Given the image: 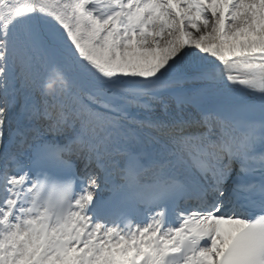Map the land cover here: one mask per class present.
I'll return each instance as SVG.
<instances>
[{"label":"snow or ice","instance_id":"1","mask_svg":"<svg viewBox=\"0 0 264 264\" xmlns=\"http://www.w3.org/2000/svg\"><path fill=\"white\" fill-rule=\"evenodd\" d=\"M0 264H264V0H0Z\"/></svg>","mask_w":264,"mask_h":264},{"label":"bare ground","instance_id":"2","mask_svg":"<svg viewBox=\"0 0 264 264\" xmlns=\"http://www.w3.org/2000/svg\"><path fill=\"white\" fill-rule=\"evenodd\" d=\"M260 61H257V63H259ZM249 70L246 69L243 65H238L236 68H234L232 74L233 75H236L238 78L240 77H245V73H247ZM56 85L53 84V88H55ZM161 95H164L165 97H167L168 93L167 92H162ZM169 106L170 108L173 110L174 114L177 115V118H179V115H184L185 118H187L188 116H192V113L191 111L188 109V108H185L184 109V112L181 114V113H177L176 112V107H175V102L174 101H171L169 100ZM156 112L160 113V112H163V106L160 105V104H157L156 105ZM192 117H195L192 116Z\"/></svg>","mask_w":264,"mask_h":264}]
</instances>
